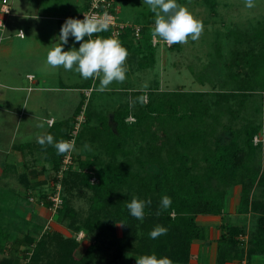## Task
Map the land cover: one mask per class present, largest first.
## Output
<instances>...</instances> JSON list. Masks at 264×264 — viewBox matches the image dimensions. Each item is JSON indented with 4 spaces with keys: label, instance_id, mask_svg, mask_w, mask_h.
<instances>
[{
    "label": "trees",
    "instance_id": "trees-1",
    "mask_svg": "<svg viewBox=\"0 0 264 264\" xmlns=\"http://www.w3.org/2000/svg\"><path fill=\"white\" fill-rule=\"evenodd\" d=\"M86 7L83 4L84 10ZM93 35L110 37L109 30ZM150 35L151 31L145 27L139 43L132 45L130 28L125 27L118 34L121 45L138 56V67L154 61ZM232 35L235 40L242 38L238 32ZM251 36L259 41L257 51L230 50L229 76L234 81L241 73L239 70L247 68L249 72H243L239 86L254 80L253 86L264 91V21L253 28ZM251 91L153 89L147 102L137 104L133 111L124 102L110 112H96L91 123L85 113L87 125L76 139L87 134L88 140L102 150L104 160L92 156L77 161L76 157L77 167H69L61 182L68 190L75 187L89 190L87 212L79 219L62 195L55 216L59 222L67 220L66 227L71 232L81 230L91 235L92 241L82 247L73 235L64 237L56 231H43L37 239L23 231L18 237L0 218V251L2 241L10 240L0 264H96V260L107 264L123 252L139 257L155 253L158 258H170L173 264H185L190 258V243L205 238V231L195 223V217L221 215L234 185H239L234 212L242 216L254 214V229L246 235L243 225L221 221L214 262L248 261L251 255L264 254V151L262 159L255 162L259 145L252 143L259 125L248 121L241 127H233L229 122ZM236 96L237 108L226 105L224 110L229 118L220 122L218 112L223 107L220 101L226 103ZM78 108L75 107L69 121L55 122L45 135L51 134L54 142L67 141ZM130 112L134 121L126 123L124 118ZM37 146L42 148L45 160L51 162L52 170H57L62 154L53 145ZM91 175L96 182H89ZM165 195L172 201L167 209L161 207ZM133 197L151 200L144 208L143 220L133 217L127 208ZM47 205L44 201V206ZM157 225L165 227L167 233L152 239L149 233ZM240 234L246 235L244 241L237 239ZM19 245L23 246L21 255L16 252Z\"/></svg>",
    "mask_w": 264,
    "mask_h": 264
},
{
    "label": "rangeland",
    "instance_id": "rangeland-1",
    "mask_svg": "<svg viewBox=\"0 0 264 264\" xmlns=\"http://www.w3.org/2000/svg\"><path fill=\"white\" fill-rule=\"evenodd\" d=\"M7 2L10 6V14L2 17L5 20L3 21L4 26L0 29V46L4 44V46L0 47V72L4 73V79L0 78V83H13L20 86L21 89L10 90L0 85V163L5 161L4 158H9L5 154V150L9 146L11 151L19 141L34 140L39 131L37 125L29 122V116L24 118L23 122L25 123L19 122L21 116L18 117L17 113L20 101L11 103L8 100L9 97L8 99L6 98L10 93H14L18 100H21L26 94L33 95L32 99L29 98V102H37L38 105L34 106L33 113L36 118H32V120L38 122V124L43 123L44 126L46 122L41 117L46 118L48 114H51L55 119H63L66 123L71 119L75 107L79 106L77 113L82 110V120L73 138L75 149L71 151L73 162L70 166L76 168L78 159H88L95 156L99 160H104L102 150L95 142L88 140L87 134L76 139L78 132L80 130L84 131V126L87 125L84 117L85 113L89 114L88 123H91L94 121L93 118L96 112H110L122 106L124 102H127L130 110L133 111L136 105L140 103L138 98L144 95L147 97L149 91L153 89L169 91L178 88L185 91L205 92L230 90L245 92L252 89L244 99L243 105L238 109L237 115L230 119L229 122L231 121L230 123L233 127H241V124L248 121L259 125L255 133L256 138L260 139L258 144H256L259 147L256 150L254 160L259 162L262 159L264 151V91L259 89L257 85L253 86L254 80L250 81V84L239 86L238 81L241 83L243 72L249 71L247 68H241L239 70L241 72L240 75L233 81L229 76V62L231 59L230 50L233 48L257 51L259 41L251 35L253 28L259 22L264 21V0H254L255 7L252 8L246 7L245 0H176L178 5L185 6L196 19L202 21L203 32L198 40L193 41L189 37L187 43L168 46L164 44L160 37L154 40V44L152 43L155 13L150 10L149 5L144 3V0H114L116 19L121 21L122 25H126L127 28L131 25L140 26L141 33L139 37L134 38L133 35L130 37L132 45L139 43L140 35L142 30L144 32L145 27H148L151 31L150 44L154 49V61L149 66L138 67L136 64L138 56H134L131 51L127 50L125 81L123 83L113 81L108 86V89L103 92L97 91L100 86V78L84 79L75 70L66 71L60 66L72 78V83H83L86 81V87L92 84L87 97L81 91L80 94L74 89L55 92L39 89V85L45 86L53 82L55 79L53 73L55 72V67L50 66L47 62H44L45 66H43V60L40 57H38L41 60L40 64H32L29 62L32 60L30 54H27L29 55L28 59L22 62L20 61L22 57L18 54L19 51H23L26 54L29 53L28 51L37 50V53H40H38L39 56L46 57L53 46L51 45L53 41L56 44L59 43L60 29L66 19H77L80 13L84 11L82 6L83 4L87 5V0H7ZM40 11L43 12V15L47 14L43 17L46 22L45 29L38 24V12L40 13ZM18 28L22 29L24 38L20 39L15 35ZM232 32L240 33L242 38L235 40ZM53 36L57 38L55 39ZM82 42H75V38L70 36L68 43L64 45L68 48L64 50L68 51L73 47L78 50ZM3 47L5 50L4 54L1 53ZM60 67L58 68L60 69ZM234 71L232 69V72ZM25 73L36 75V78L33 79L34 82H27ZM37 73L41 74L44 81H38L39 76ZM145 84L147 85L146 89L143 88ZM32 85L35 86L32 91L25 90L26 86ZM207 98L212 99L209 95H207ZM237 100L238 96L229 98L226 103H223L222 100L220 101V104L223 105V107L220 106L221 111L218 112L220 122H226L229 118L224 107L230 105L232 108H237ZM40 101H42V105H40ZM212 109L214 112L215 108L213 107ZM124 121L126 123L134 121V116L131 112L125 116ZM24 134L26 137H24ZM28 143L31 144H29L31 149L34 150L35 148L37 150V145H39L37 141ZM85 144L90 145V148H85ZM34 152L30 150L29 153L26 152L21 155L22 158L18 154L13 156V161H11L12 163L16 162V169L9 170L6 176L2 175L0 170L1 223L18 237L23 231H30L38 235L39 226L43 221V215L36 213V209L42 210L44 206L31 203L26 198L32 191H37L39 194L44 186L32 188L28 184L24 185L23 181L18 179L19 175L23 176L29 183L31 177L29 178L27 167L34 165V162L41 158V154ZM134 152L136 151L134 150ZM22 161L24 168H21L20 165ZM45 170L44 176L47 180L50 179L51 183L54 171L49 168H45ZM65 172L63 177L66 174ZM61 187V194L64 198H67L70 206L76 211L77 217L79 219L83 218L88 209L89 190L83 187H75L68 190L66 187L63 188L62 182ZM43 214L46 217L49 216L48 211L43 212ZM22 215L26 216L27 219H20V217H23ZM46 219L44 217V222ZM227 220L233 223L237 222V225H243L246 235L254 229V214L250 213L243 216L239 214L229 215ZM50 222H55L60 227L67 228V220L59 222L55 215ZM31 223H33V226L29 225ZM116 227L118 232V224H116ZM51 228V223H49V229ZM49 229L48 231H51ZM91 241V235L84 234L82 247L88 245ZM1 245L2 253L7 252L9 242L2 241ZM22 249L23 247L16 251L17 255L23 254ZM109 251L107 250V253ZM138 258L137 255L134 256V254L126 252L123 255L121 254L118 259L107 264H136L135 259ZM95 263L101 264L97 260Z\"/></svg>",
    "mask_w": 264,
    "mask_h": 264
},
{
    "label": "clouds",
    "instance_id": "clouds-1",
    "mask_svg": "<svg viewBox=\"0 0 264 264\" xmlns=\"http://www.w3.org/2000/svg\"><path fill=\"white\" fill-rule=\"evenodd\" d=\"M144 3L149 5L150 10L155 13V27L152 32L154 40L160 37L169 45L184 44L188 42L189 37L195 41L202 34V21L196 19L185 6L178 5L176 0H144ZM245 4L248 8L255 7L254 0H245ZM109 24L107 12L103 17L84 15L82 20L66 19L60 29L59 43L52 47L47 54V63L56 68L63 66L66 71L75 70L84 79L100 78V86L97 89L100 92L106 91L113 81L123 83L127 72L125 61L128 52L126 48L116 38L99 36L95 39L92 38L93 34L107 31ZM20 34L23 38L24 33L20 31ZM70 36L75 38V42L83 41L78 50L74 47L68 51L64 50L63 46L68 43ZM86 36L87 40L84 39ZM143 88L146 89L147 85L145 84ZM138 99L142 104L147 102L146 95ZM54 122L55 118L46 120L49 127H52ZM38 127L42 128L44 124L41 123ZM37 143L41 146L53 145L58 154L71 152L75 149L74 142L65 140L54 142V137L51 134L38 135ZM85 148H90V145L85 144ZM171 203L170 197L166 195L162 197L161 207L163 209H167ZM150 204V199L145 201L133 197L127 204V208L133 217L143 220L144 208ZM157 214L159 215V212ZM166 233L165 227L157 225L149 235L152 239H156ZM136 264H173V262L166 256L158 258L153 253L136 259Z\"/></svg>",
    "mask_w": 264,
    "mask_h": 264
},
{
    "label": "crops",
    "instance_id": "crops-1",
    "mask_svg": "<svg viewBox=\"0 0 264 264\" xmlns=\"http://www.w3.org/2000/svg\"><path fill=\"white\" fill-rule=\"evenodd\" d=\"M42 13L43 12H41V11H40V13L38 12V18H39L38 19V24L41 27H43V29H45L46 22L44 21L45 18H43V17H45L47 14L43 15ZM3 16H5V15H1L0 14V19H2L4 21L5 18L3 19L2 18ZM18 29H21V28H18ZM16 32H15V35H16ZM17 37H19V36H17ZM53 37H55V39L57 38L56 36H53ZM19 38L21 39L22 37H19ZM38 45H40V44H38ZM51 45H53L52 47H54L56 45V42L54 43V41H53V44H51ZM2 46H4V44L1 45L0 47H2ZM5 46H6V44H5ZM63 47H64V49L68 48V47H65V46H63ZM4 52H5V50H4V47H3L1 53L4 54ZM28 52L29 53L25 54L23 51H19L18 54H20V57H22L20 61L23 62V61H25V59H28L29 55H27V54H30V57L32 58V60H30L29 62H31L32 64L38 65L41 62V60L38 59V57H40L43 60L42 61V65L45 66L44 62H47V55H46V57H43L42 55L39 56L40 53L38 52L39 53L38 54L37 50H32V51H28ZM46 66H47V64H46ZM61 67L63 68V66H61ZM61 67H60V69L55 67V69H54L55 72H53L54 75H55V79L53 80V82L51 84H47L45 86L39 85V89L46 90V91H54V92L58 91V90L74 89V90H77L81 94L83 89L87 88L86 87V81L85 82L82 81L83 83H81V82L72 83V81H71L72 78H70L69 74H66L64 72V70L61 69ZM3 74H2V72H0V78L1 79H4ZM29 74L32 75L31 78L27 77V75H29ZM10 75H11V73H10ZM37 75L39 76L38 77V81L39 82L44 81L43 77H41V74L37 73ZM10 77H9V79H10ZM34 78H36V75H33L32 73H25V79H26L27 82H29V81L30 82L31 81L34 82L33 81ZM77 79H78V77H77ZM68 82L69 83L71 82V83L69 84ZM0 85L2 87L8 88L10 90L11 89H16V90L17 89H21L20 86H18L16 84H13V83H9V84L8 83H6V84L0 83ZM34 87L35 86H33V85L32 86H26L25 90L26 91H32L34 89ZM8 97H9V99H8ZM6 98L8 100H10L11 103H15V101H20L19 108H18V113H17L18 117L21 116V118L19 119L20 123H25V122H23L24 118L29 116V118H30L29 122L33 123L34 125H37V128L39 130L38 133H37V136L38 135L42 136V135L46 134V132L50 128L48 126V124L45 123V126L41 128V127H38V125H39L38 122L32 120V118L33 119L36 118L35 114L33 113L34 106L38 105L37 102L36 103H30L29 102V98L32 99L33 95H31V94L27 95L26 94V95L23 96V98L21 100H18L17 96L16 95L14 96V93L13 94L10 93V95H7ZM42 104H43L42 101H40V105H42ZM41 118L46 122L47 119H49V118L52 119V118H55V117L53 115H51V114H48V117H46V118L45 117H41ZM58 121H63V119H55V122H58ZM24 137H26L25 134H24ZM25 141L17 142L18 144H15L13 150L11 149V151H10V146L8 147V149L5 150V154L8 155L9 158H4L5 161L3 163H0V170H1L2 175H5V176L7 175L9 170H15L16 169L15 168L16 162L12 163V161H13L12 157L15 156L16 154L20 155V157H21V155H24L26 152L29 153L30 150H32V152L35 151V152L41 154V158L39 160H37L36 162H34V165H32V166L29 165L27 167L28 171L27 170L26 171L29 174V178L31 177L29 179V183H27L26 179L23 176H20V175L18 176V179L23 181L24 185L28 184L32 188H37V187H39L41 185L44 186L43 189L39 192V194H38L37 191H32L28 195V196L31 195L36 200H38L41 197V194H43V196H44L50 190V185H51L50 184V179L47 180V178L44 176V173H46L45 168L46 169L49 168L52 171V166H51V162L50 161L45 160L42 148L37 147L36 148L37 150H35V148L33 150V149H31L29 147L30 143H28V142H32V141L36 142L37 141V137H35L34 140H28L26 142ZM25 148H27V150H25ZM20 165H21V168H24L23 161H22V163H20ZM32 193H34L36 195H33ZM238 194H239V185L232 186L230 188V190H229V194H228V197L226 198L224 209H223V212H222L221 215H197L195 217V223L198 226L202 227L204 229V231H205V238L202 239V240H193L190 243V246H189L190 258L185 264H215V262H214V260H215L214 259L215 258V245H216V239H217V236H218V233H219V224H220V222L225 220V221H227V222H229L231 224H234V225L238 224L237 222L233 223V222H230L229 220H227V216H229V215L232 216V215L236 214L234 212V209H235V206L237 204ZM43 196L41 198H43ZM27 201H28V199H27ZM31 203L38 204L37 201H32ZM42 208L44 210L43 209L40 210L39 208L36 209L37 210L36 213H39V214L41 213V216L43 215L42 224H40L39 229H38V231H39L38 233L39 234L36 235L35 233H31L30 231H28L30 236H32L34 239H37L39 237L40 233L44 231L43 228H44V225H45V223L47 221V219H46L45 222H44V217L48 218V216L46 217V215L43 214V212H45V211L47 212L48 210L46 209L45 206L42 207ZM54 215L52 216V218H54ZM22 216L23 217H20V219H22V218L27 219L26 216H24V215H22ZM49 223H51V227H52L49 230L56 231V232L60 233L62 236H64V237H69V236H72L74 234L68 228L60 227V225H57L55 222H49ZM54 224H55V226H54ZM29 225L33 226V223H31ZM115 230H116V234L119 235V225H118V232H117L116 225H115ZM4 241H8L9 244H10V240L9 239H6ZM83 242H84V238L79 240V243H81L80 244L81 246H83ZM86 246L87 245H84V247H86ZM22 247H23L22 245H19L18 249H20ZM6 253L7 252L2 253V249H1L0 257H1V255H5ZM124 253H126V252H123L122 255ZM223 264H264V254L251 255L248 261H245L244 259H242L240 261L231 260V261L224 262Z\"/></svg>",
    "mask_w": 264,
    "mask_h": 264
},
{
    "label": "built area",
    "instance_id": "built-area-1",
    "mask_svg": "<svg viewBox=\"0 0 264 264\" xmlns=\"http://www.w3.org/2000/svg\"><path fill=\"white\" fill-rule=\"evenodd\" d=\"M116 6L114 5V0H87V7L86 9L80 14V16L77 19H83L84 15L87 16H92L95 15L97 17H103L104 13L107 12L108 13V18L110 20V24H109V35L111 38H116L118 37V34L122 31L123 28L127 27L126 25H122L121 21H118L116 19ZM0 14L1 15H9L10 14V6L7 2V0H0ZM3 20L0 19V28L3 27ZM130 31L133 35L134 38H138L139 34H140V26L139 25H131L130 27ZM20 31H22L21 29H18L16 32V35L21 37ZM93 39L96 38L95 35H93L92 37ZM85 39L87 40L88 37L86 36ZM163 40V39H162ZM165 45H169L167 44V42H165L163 40ZM152 43L154 44V39L152 38ZM28 78H31L32 75L29 74L27 75ZM92 88V84L83 89L82 93L84 94L85 97L88 96L90 90ZM263 99H264V94H263ZM82 110H80L73 119L71 128L68 132V139L67 141H72L73 142V138L77 133L79 124L82 120V116H81ZM51 119V118H49ZM47 119V120H49ZM133 119V118H131ZM260 140V139H259ZM259 140L256 138V135L254 134L252 136V143L253 144H258ZM72 154L71 152H66L64 154H62L59 165L57 170H55L53 172V180L51 181V185H50V190L45 194V196L43 198H39L38 200H36L33 196H28L27 199L28 201L32 202V201H37V203L39 205H43L44 206V201H46L48 203V205L46 206V209L49 212V216L47 218V221L44 225L43 230L47 231L49 229V222L52 219V216L55 214L56 210L61 206L62 204V194H61V178L63 177V173L65 171H67V169H69V167L72 164ZM89 182L90 183H94L96 182V178L94 175H91L89 178ZM73 237L75 240H81L84 238V233L83 231L79 230L76 233L73 234ZM237 239L239 241H244L246 239V235H238Z\"/></svg>",
    "mask_w": 264,
    "mask_h": 264
}]
</instances>
